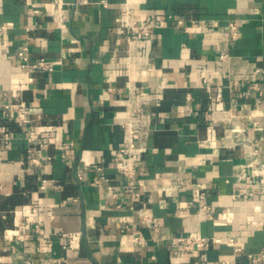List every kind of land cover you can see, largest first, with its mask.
<instances>
[{
  "label": "crops",
  "instance_id": "0c3cea01",
  "mask_svg": "<svg viewBox=\"0 0 264 264\" xmlns=\"http://www.w3.org/2000/svg\"><path fill=\"white\" fill-rule=\"evenodd\" d=\"M49 1L0 0V264H264V0H134L154 27L132 41L125 0ZM24 46L48 66L21 68ZM124 122L148 128L136 198L113 160ZM193 231L220 242L186 257L171 239Z\"/></svg>",
  "mask_w": 264,
  "mask_h": 264
},
{
  "label": "built area",
  "instance_id": "2783aa9c",
  "mask_svg": "<svg viewBox=\"0 0 264 264\" xmlns=\"http://www.w3.org/2000/svg\"><path fill=\"white\" fill-rule=\"evenodd\" d=\"M134 0H125L124 5L121 7V24L119 26V33L124 35L129 41L135 40L140 36L149 37L152 33V29L154 27V16L151 13L144 12L140 15L137 14L136 9L133 6ZM30 4V3H29ZM48 5L52 11L60 13L66 2L64 0H50ZM181 22V21H179ZM199 25L207 24L205 20H198L193 21ZM214 26L218 25V22L213 23ZM228 26V35L230 39L235 40L238 38L240 34L241 27L239 23L235 19H230L227 23ZM28 47L24 46L22 50L17 52V57L20 60L19 66L23 69L29 68H46L48 66V62L44 59H41L38 62L29 64L28 62V55H27ZM222 61H227L230 57L229 53L222 49L219 55ZM255 74H258L259 71L255 69ZM206 81V79H205ZM252 91L257 92L259 97L257 98V103H261L260 95L263 94V89L261 84L258 80H253L249 85L248 88L242 91L243 95H248ZM3 111L4 114H15V119L21 124L23 129L26 131L28 129L29 123L31 122L29 109L24 103H11L6 102L3 104ZM138 109H133V112H137ZM253 124L257 125L258 120L254 117ZM123 127L125 128V141L124 143L115 149L113 153V160L116 164L118 170L122 173L123 177L126 179L131 196L136 198L139 196V192L137 190L138 185V175L140 173V165L137 161V154L138 151L144 147L145 138L147 137V127L140 123H122ZM0 133L2 135V139L4 142H9L12 138L14 133L6 126V124H0ZM239 136V134H236ZM29 141L34 144H38L40 146L45 145L48 142L46 138H40L37 135H30ZM245 141H248L247 139ZM252 141V140H250ZM31 150V149H30ZM34 161L38 162V159L34 158ZM264 168V164L262 165ZM97 170L100 171L101 167L98 166ZM80 178V176H79ZM100 182V178L96 180ZM53 182V181H52ZM260 183H262V190L264 191V174L260 179ZM46 186V181H43L41 187ZM203 194V193H202ZM255 195V189L251 186L247 189L238 188V190L234 191L232 196L234 198H253ZM139 215L143 218L148 217V213L145 211H140ZM37 228L39 225L36 226ZM220 242V239L215 238L212 239L211 237L204 236L196 231L189 233L186 236L175 237L171 239L172 245H179L183 249L186 254V257L194 252L197 249H206L210 246L211 242ZM237 250H239L237 248ZM253 259H264V252L257 255ZM201 264H208L207 257L203 258V262ZM218 264H223V262H219Z\"/></svg>",
  "mask_w": 264,
  "mask_h": 264
}]
</instances>
